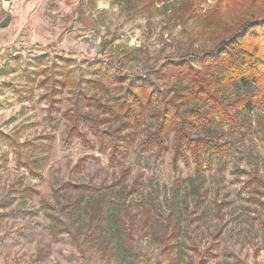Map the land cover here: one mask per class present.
<instances>
[{"label":"rangeland","instance_id":"obj_1","mask_svg":"<svg viewBox=\"0 0 264 264\" xmlns=\"http://www.w3.org/2000/svg\"><path fill=\"white\" fill-rule=\"evenodd\" d=\"M191 9L196 18H187L191 11L176 1L157 10L145 7V0L132 5L125 0H0V132L45 146L37 151L38 166L26 168L0 136V264H264V168L263 182L254 179L249 173L254 164L240 152L253 146L264 164L263 111L254 112L257 123L246 137L233 136L225 167L216 164L206 170L207 193L199 202L189 184L194 166L183 158L178 173L171 153L157 162L154 172L155 157L145 152L132 153L124 166L112 164L91 132L87 135L94 145L77 137L66 143L64 113L75 92L69 78L61 93L50 95L52 84L68 70L79 78L93 60L133 76L147 55L162 58L192 45L211 44L213 35L197 33L193 24L207 17L237 24L251 10L264 14V0L195 1ZM132 48H140L143 59L121 67L117 49ZM51 117L58 119L57 126L49 122ZM127 167V184L140 176L147 195L158 198L154 214L178 227L171 253L176 259L163 253V246L138 221L140 212L130 223L134 221L128 257L104 255L96 244L88 245L83 255L71 231L53 234L47 212H56L57 190L102 181L121 186L118 180ZM178 176L179 194L169 206Z\"/></svg>","mask_w":264,"mask_h":264},{"label":"trees","instance_id":"obj_2","mask_svg":"<svg viewBox=\"0 0 264 264\" xmlns=\"http://www.w3.org/2000/svg\"><path fill=\"white\" fill-rule=\"evenodd\" d=\"M125 1L132 5L137 0ZM173 1L189 9L191 13L186 17L193 19V3L207 0H145V7L158 10ZM250 12L237 24H225L212 17L193 24L197 33L213 35L211 44L192 45L162 58L147 55L141 71L133 76L120 68L112 71L95 60L88 63V72L79 78L68 70V75L55 81L50 90L51 96L61 93L69 78L75 91L73 104L64 113L68 121L65 142L77 137L94 145L87 135L91 132L98 150L108 152L112 164L124 166L132 153L145 152L155 157L154 172L157 162L171 153L173 170L178 173L179 160L183 158L187 165L194 166L189 184L192 195L201 202L207 193L206 170H212L216 164L224 168L233 150V136L246 137L257 123L254 112H264V14ZM117 52L121 67L130 60L143 59L140 48ZM49 122L57 126L58 119L51 117ZM0 136L16 151L19 165L38 166L37 151H44V145L29 140L19 142L4 132ZM262 136L264 140V132ZM240 152L254 164L249 173L263 182L260 169L264 164L253 146ZM128 174V167L122 170L118 180L121 186H117V181H102L71 183L64 192L57 190V213L47 212L53 234L57 236L64 229L71 231L83 255L88 245L96 244L104 255L128 257L134 221L130 223L140 212L138 221L163 246L162 252L176 259L177 254L171 253L177 243L178 227L154 214L159 208L158 198L147 195L140 176L127 184ZM179 179L178 176L169 206L173 195L179 194ZM46 205L51 209L55 206L50 202ZM144 259L151 262L148 255Z\"/></svg>","mask_w":264,"mask_h":264},{"label":"water","instance_id":"obj_3","mask_svg":"<svg viewBox=\"0 0 264 264\" xmlns=\"http://www.w3.org/2000/svg\"><path fill=\"white\" fill-rule=\"evenodd\" d=\"M5 4H10L11 2H13L14 0H3Z\"/></svg>","mask_w":264,"mask_h":264}]
</instances>
